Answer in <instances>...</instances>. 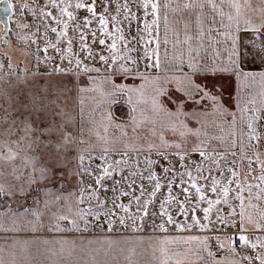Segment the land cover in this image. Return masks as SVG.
Masks as SVG:
<instances>
[{
  "label": "rangeland",
  "instance_id": "1",
  "mask_svg": "<svg viewBox=\"0 0 264 264\" xmlns=\"http://www.w3.org/2000/svg\"><path fill=\"white\" fill-rule=\"evenodd\" d=\"M173 1L176 5L171 4L167 12L169 26L178 28L169 27L166 33L161 19L159 66H153L155 56L154 64L152 61L143 64L148 62L144 49L149 37L141 29L144 21L150 22L152 17L144 16L139 0H128L131 12L139 17L131 23L122 10L119 14L116 11L117 4L122 5L125 0L111 3L96 0L97 15L103 13L109 19V31L112 30L111 16L116 15L117 27L123 29L125 40L129 42L126 59L116 63L112 62L107 47L112 39L101 35L98 21L94 20L85 30L89 54L81 49L79 32L74 31L75 22L69 24L68 37L57 42L50 27L58 26L51 16H41V9L59 16V10L48 5V0H11L18 6L9 21L8 39L12 47L7 52L0 47V264L18 259L27 260L29 264H146L148 252L155 249L153 241H148L145 235L133 239L128 235L161 231V224L166 229L164 232L184 233L163 239L164 248L174 261L171 264H260L255 257L264 254V248L259 245L255 249L241 247L238 237L243 234L257 243L256 238L264 237V231H257L247 216L242 220L238 200L231 201L232 208L217 206L225 223L216 220L213 210L207 230L198 226L188 228L192 223L190 216L180 215L178 209H168L175 221L171 224L167 223L166 216H161V209L153 210L149 204L147 214L141 210L145 200L155 198L149 195L150 188L155 186L149 178L122 175L111 166L108 167L111 175H104L103 169L110 161L103 157L105 153L97 149L101 146H95V142L100 138L118 139L119 144L106 145V151L114 155L121 147L131 149L128 143H122L132 137L136 140L135 137L146 136L138 127L153 122L155 134L149 133V138L154 140L156 158L166 154L171 159L167 162L171 171H190L197 177L198 185H210L213 176L226 182L231 175L228 169L233 168L241 183L260 184L256 177L261 175V166L255 161L258 156L259 161L264 162V106L259 108L253 103L256 99L261 101L258 94L264 96V82L253 81L254 88L244 83L250 90L243 93L236 88L238 81L216 79L211 74H214L211 65L200 66L203 58L205 63H210L211 57L235 54L232 48L221 46L225 42L219 39L221 34L213 33L218 37L213 39L215 42L206 35V45L198 43L200 34L194 29L198 30L199 26H195L194 16L186 15L185 21L191 27L185 30L184 23L178 21V13L171 10L178 6V0ZM160 2L163 5L165 0ZM76 15L82 23L90 14L81 9L76 10ZM91 32H96L95 40ZM119 35L115 33L117 46L124 55L125 41L119 40ZM155 35L154 31L153 37ZM186 35L193 37L188 44L184 43ZM140 36L144 41H140ZM101 38L105 39L104 45L99 43ZM69 39L75 55L65 54ZM50 43L56 48L48 47ZM189 45L195 49L191 54ZM156 46L154 40L147 44L148 48ZM101 55L108 58L106 62L100 59ZM171 57L185 58L188 63L165 64L163 59ZM190 63L195 67H190ZM165 68L171 74H165ZM179 69L187 75L185 72L179 75ZM114 84H121L122 92L109 96L110 86ZM148 84L153 88L152 95L149 94L153 118L146 120L145 116L140 121L135 113L139 100L136 93ZM197 86L202 91L197 92ZM239 91L240 106L235 115L232 103ZM216 104L218 112H215ZM201 111L207 113L200 114ZM253 115L260 117L253 122V134L258 139H249L247 124ZM164 138L169 142L160 145ZM201 151L205 156L200 155ZM180 156L184 157L183 161ZM250 159L253 163L249 173ZM197 165H203L199 172L194 168ZM171 178L174 191L183 199L181 189L188 185L181 184V180L187 181L188 177L178 174ZM97 179H100L99 184ZM104 180L108 186L104 185ZM177 184L181 187L177 188ZM101 185L108 188L107 199L100 194ZM230 187L235 188V183ZM260 187L264 188V184ZM259 192V188L253 187L252 202L264 208V201L255 200ZM206 194L215 198L210 191ZM244 196H248L247 191ZM135 197H140L139 202ZM230 211L236 214L228 216ZM246 213L255 215L256 209L246 208ZM197 215L202 223H208L203 221L202 212L198 211ZM177 224L185 230H178ZM241 226L246 231L241 232ZM18 250L24 251L26 257H18L14 253ZM245 256L251 259L245 260ZM17 261L12 262L17 264Z\"/></svg>",
  "mask_w": 264,
  "mask_h": 264
},
{
  "label": "snow or ice",
  "instance_id": "2",
  "mask_svg": "<svg viewBox=\"0 0 264 264\" xmlns=\"http://www.w3.org/2000/svg\"><path fill=\"white\" fill-rule=\"evenodd\" d=\"M112 0H109V3H111ZM226 2V0H183L182 3V9L183 10H198V14L196 16V24L198 26L202 25V17L204 16V10L210 9L212 13H215L221 17H223L224 13L221 10V5H223ZM245 4L248 3V0H244ZM172 3V0H165L163 5L161 4L160 0H139V5L142 7L144 11V16L147 17L151 15L152 19L151 21H144L143 23V29H141L142 32L147 33L149 40L146 42L145 49H144V56L152 59L153 56L156 57V63L153 66H159V56H158V48H159V26L160 21L163 19L164 21V28L165 32L167 33L169 28V17H168V9L170 8ZM227 3L230 7L235 8L237 11V14H239L240 11V5L238 3V0H227ZM48 5H50L52 8H56L59 10V16L53 15L50 11H45L44 9H41V16L47 17L51 16L54 23L58 27H50V31L52 33L56 34V40L59 42L61 38H67L68 37V28L70 22H75V32H79V40L81 42V49L87 50L89 54H91V50L88 47V44L85 42L86 39V33L85 30L89 29V26L93 23V21H98L99 24V31L102 36L108 37L112 39V43L108 45V50L112 59L113 63H116L117 60H124L126 59V52L128 50V41L125 40V37L123 35V29L120 27H117V24L119 23L118 18L116 15L111 16V23H112V30L109 31V19L105 16V14L101 13L99 16L96 12V0H48ZM46 5L45 7H47ZM18 7L17 5H14L11 3V0H0V30L4 27L5 24V18H7L9 21L12 19V13L13 9ZM163 8V13L161 12V9ZM85 10L87 13H89V16H86L83 18L82 23L79 21L76 10ZM151 10L150 12L148 10ZM123 11L125 15V19L131 23L132 20H139V17L136 16L135 13L131 12V9L129 7L128 0H125V2L121 4H117L116 11L119 14ZM173 12H177L181 10V6L178 5L176 8L171 9ZM105 13H107L108 9L105 8ZM65 17L67 19H65ZM215 17H213L214 21ZM229 20H232L233 17L229 16ZM189 27L188 23L184 24L185 30H187ZM255 31H259V28H255ZM156 32L155 37H153V32ZM202 31V28H201ZM115 33H120L118 39L121 41H125V54H120V49L117 46V38L115 37ZM92 38L96 39V32H91ZM135 38V37H134ZM193 37L186 35L184 43L188 44L190 40H192ZM153 40L156 42V48H148L147 44H150L153 42ZM140 41H144V37L140 36ZM180 41L177 40V43ZM99 43L101 45L105 44V39L101 38L99 39ZM164 43L167 44V39L164 40ZM69 47L66 49L65 54L66 55H75L72 53V40H68ZM48 47L56 48L55 44H49ZM58 52L61 51L59 48L56 49ZM189 53L191 54L195 49L189 45ZM47 51V48L45 49ZM233 53L239 56V53L235 50V42H233ZM63 58V57H62ZM100 59L102 61H107V57L101 55ZM127 59H131L130 57ZM134 62V61H133ZM231 63L234 65L232 68H224L220 69L221 71H233L236 72L238 75H244L247 76L249 73H245L239 69V60H232ZM80 64V60L77 59V65ZM190 67H195L194 64L190 63ZM121 68L124 71H128V69L121 65ZM87 70V69H85ZM196 91H202L199 86L196 87ZM207 95V93H205ZM243 111H248V109H244ZM255 111V110H253ZM259 116L253 115V117L250 119L249 123L247 124V127L249 129V139H258L257 136H255L253 133L255 132V129L253 127V122L259 120ZM183 135V133H181ZM233 147H235V142H233ZM177 148L180 147V145H176ZM196 150V149H194ZM200 155L203 157L205 156V153L203 151L200 152ZM232 155H235V152L232 153ZM222 158V157H221ZM184 157L180 156V160L183 161ZM215 162V161H214ZM256 163H260L261 166V175L256 177L260 181V184H264V162L259 161V157L256 158ZM151 163V162H150ZM253 161L250 159V163L248 166L249 173L251 172V166ZM105 176H110L111 173L109 172L108 168L105 167L103 169ZM166 172L171 171L170 169H165ZM197 172L200 171L199 168L196 170ZM229 173L231 174L230 177L226 179V182L222 181L221 179H217L215 176L211 177V184L210 185H198L197 184V177H194L190 171H185L184 173H180L181 177L187 176L188 180H181V184H187V187H183L181 189V194L184 195V200L180 201L177 196L171 195L172 188H173V182L170 180L167 183V188L169 190L170 195L161 202V216L167 217V223H175L173 220V216L169 214L168 208L165 207L166 204H171L175 202L178 206V213L182 216L189 217L192 221L190 225H188V228H191L193 226H198L201 228V230H207L208 224L211 223V215L213 214V210H215L216 220L223 224L225 223V217L221 215V209L217 207L218 205H227L229 208H232V200H238L240 202V216L243 220L245 216H247V219L250 223H253L255 226V229L257 231H264V208H259L257 204H254L253 196H252V189L253 187L259 188L260 192L256 194L255 200L256 201H264V188L260 187V184L258 185H251L248 184L246 181L244 183H241L240 180L236 179L238 177V172L233 169H228ZM220 176L223 177L224 173L221 172ZM149 179L155 180V186L154 189L149 193L151 197H155L156 193L160 191L161 184L155 174H150ZM200 179L208 180V177H200ZM97 184L100 183V179H97ZM233 183H235V188L230 187ZM177 188H180L181 185L177 184ZM190 190H194L190 191ZM211 192L215 195V198H210L206 193ZM248 192V196H244V192ZM230 193H234V195L230 196ZM143 195V192L141 193ZM135 199L139 202L140 197H135ZM195 200V203H192V200ZM151 200H145L143 203V206L141 210L147 214L148 211V205L151 203ZM206 204V207H202V205ZM123 207V206H120ZM246 208L256 209L255 215L252 213H246ZM200 211L203 213V221H206L208 223H202L201 219L198 217L197 212ZM236 213L234 211H230L228 213V216H234ZM258 217V219L256 218ZM121 223H123V220H121ZM178 230H185L184 226L177 224ZM160 230L165 231L164 225H160ZM241 232L246 231V229L241 226L240 229ZM192 239H197L193 237ZM239 243L241 247H251L253 249L259 247L264 248V237H257V243H252L248 236L246 235H240L238 237ZM204 243V241H201ZM222 247V245H221ZM209 255H212L211 252H209ZM245 260H250L251 258L248 256L244 257ZM256 260L260 262V264H264V254H259L255 257Z\"/></svg>",
  "mask_w": 264,
  "mask_h": 264
},
{
  "label": "crops",
  "instance_id": "3",
  "mask_svg": "<svg viewBox=\"0 0 264 264\" xmlns=\"http://www.w3.org/2000/svg\"><path fill=\"white\" fill-rule=\"evenodd\" d=\"M183 0H178L177 5L181 6V10L177 11V16H178V21L183 22L184 24L186 23L187 19V14L190 13L194 16V21H195V26L196 24V16L198 14V10H183L182 9V2ZM176 2L173 1L171 3L172 5H176ZM238 3L240 5V11L239 14H237V11L235 8H232L229 6V4L226 2L221 5V10L223 11L224 15L223 17L212 13L210 9H205L204 10V16L202 17V25L199 26L198 30L194 31L198 32L200 34L198 43L205 44L204 40L206 39V35L210 36V39H218L216 34H221L219 39H223L222 41H225L221 43L222 47L225 48H232L233 49V42H235V50L236 52L239 53V56H230V57H211L209 59L210 63H205V58L204 60L201 61L200 66L203 65H211L212 70H214V74L211 73L216 79L222 78V81H228V80H233V82L238 81V85H236L240 91L247 92L249 91V87L244 86V83L246 85H250L251 88H254V85H252V82L255 80L258 82H264V0H248V3L245 4L244 0H238ZM174 14V13H173ZM176 15V14H175ZM188 15V16H192ZM232 16L233 19L229 20L228 17ZM185 17V19H183ZM213 17H215L213 21ZM177 30L178 26H169ZM177 27V28H176ZM183 26H180V28ZM191 27V26H189ZM202 28V31H201ZM255 28H259V31H255ZM213 33H216L213 35ZM213 42H215L213 40ZM219 43V42H218ZM206 45V44H205ZM239 60V69L245 73H249V75L244 76V75H238L236 72L233 71H221L220 69L224 68H232L234 65L231 63L232 60ZM165 64H171L170 62L173 61L174 64L177 65H184L187 64L185 58H180V57H171V58H164ZM145 61H148L143 64H149V61H152V63H155V59H146ZM168 61V62H166ZM193 61H196V59H193ZM221 66H227V67H221ZM202 68V67H201ZM163 70V69H162ZM165 74H171L167 68L164 69ZM191 71V69H190ZM189 74H195V71L190 72ZM185 72L184 75H187L186 71H183V69H179V73ZM180 75V74H179ZM194 75V77H195ZM222 75V76H219ZM225 76V77H223ZM183 77V76H182ZM141 80V79H140ZM140 80H137L139 82ZM197 80V79H196ZM147 82V81H146ZM122 83V82H120ZM138 84V83H137ZM151 86V88H150ZM260 87V84H258ZM242 88V90H241ZM146 89V91H144ZM263 89V88H262ZM119 91V92H118ZM240 91L236 92L237 95H234L236 101H233L232 103V112L233 114H238L239 111V96H240ZM118 92V93H117ZM122 92V86L121 84L114 86H110V92L108 93L109 96H116L117 94L120 95ZM263 92V91H262ZM153 93V88L152 85L148 84L146 88H143L142 90L137 91V95L139 97V100L137 101V106H136V119L143 121L144 117L146 116V120L152 119L153 118V113H152V107L149 105L150 104V99H149V94L152 95ZM258 93V91H257ZM146 94V95H145ZM145 96V97H144ZM261 97L260 99L257 100L253 103L255 106L263 107L264 105V96L262 94H258V97ZM259 97V98H260ZM219 104V103H218ZM222 104V103H221ZM219 104V105H221ZM249 104L250 100H249ZM149 105V106H148ZM133 107V104H132ZM149 107L151 108L150 111ZM215 112H218V105H215ZM250 110V109H248ZM195 112V111H194ZM210 112H213L210 110ZM121 111H118V114H120ZM206 114L204 111H201L200 114ZM194 114L198 115L197 112ZM151 116V117H150ZM170 117L168 118V123H169ZM165 121V119H164ZM163 126L165 127V122ZM141 125V124H140ZM154 126L155 123L153 124H148V125H141L138 128H141V132L146 134V136H140V137H132L130 140L125 139L126 142H123L122 145H128L131 146V149H128V147H121L120 149H117L118 151H115V154H109L106 145H111V144H119L118 139H106V138H100L98 139L97 142H95V146H101L97 148L99 151H103L105 153V159H108L110 161V164L108 167H113L114 171H118V173L122 175H130L132 177L148 180L150 174H155L157 179L159 180L161 184V189L159 192H157V196L152 199V202L149 205V208L151 209H161V202L164 201L169 195V190L167 188V183L170 181L174 175L180 174V172H174V171H168L166 172L165 169H168V161L169 157L165 154L162 155L161 158H156V153H155V148H154V140L149 138V133L150 134H155L154 133ZM144 127V128H143ZM145 131V132H144ZM163 142H159L160 145H165V143H168L165 138L162 140ZM167 141V142H166ZM135 146V147H133ZM144 147V148H143ZM164 149V146H163ZM160 148V150H163ZM158 150V149H157ZM109 157V158H108ZM159 161L161 163H159ZM234 161V160H233ZM151 162V163H150ZM206 162L205 164H207ZM209 164V163H208ZM156 165V168H155ZM203 165H197L194 168H199ZM120 171V172H119ZM252 172V169H251ZM120 176V175H117ZM184 177V176H183ZM168 178H170L168 180ZM150 181L155 184L156 181L150 179ZM145 183V182H144ZM107 185L106 180H104V185ZM108 186V185H107ZM100 194L102 198L107 199V189L103 185L99 186ZM105 188V189H104ZM174 188V187H173ZM172 188L171 195H175L178 197L180 201H183L184 198H180L178 194L174 191ZM153 190L154 188H150ZM163 194V195H161ZM165 207L168 209L171 208L172 210L178 209V206L175 202L171 204H166ZM180 233V234H179ZM182 236L184 235L183 232H177V231H158V230H150L146 231L145 233H130L128 236H130L132 239L133 237L137 236H143L145 235L147 240H152L153 241V246H155L154 251H149L147 255V261L146 264H171V255L168 249L164 248L163 245V239L164 238H171L172 236ZM154 239V240H153ZM158 242V243H156ZM158 244V248L157 245ZM12 252V251H11ZM24 251L18 250L15 251L14 253L18 254V257H23ZM26 257V256H25ZM12 261H17V260H9L8 264H14ZM25 261V263H24ZM20 261L18 259L17 264H29L27 260ZM32 262V261H31ZM174 262V261H173ZM16 264V263H15ZM36 264V263H35Z\"/></svg>",
  "mask_w": 264,
  "mask_h": 264
},
{
  "label": "water",
  "instance_id": "4",
  "mask_svg": "<svg viewBox=\"0 0 264 264\" xmlns=\"http://www.w3.org/2000/svg\"><path fill=\"white\" fill-rule=\"evenodd\" d=\"M12 15V14H11ZM10 29V23L7 18H5V24L2 30L0 31V45L3 46L8 43V34Z\"/></svg>",
  "mask_w": 264,
  "mask_h": 264
},
{
  "label": "flooded vegetation",
  "instance_id": "5",
  "mask_svg": "<svg viewBox=\"0 0 264 264\" xmlns=\"http://www.w3.org/2000/svg\"><path fill=\"white\" fill-rule=\"evenodd\" d=\"M0 47L3 49L4 52H7V50H9L12 47V44L10 40L8 39V43L3 46L0 45Z\"/></svg>",
  "mask_w": 264,
  "mask_h": 264
}]
</instances>
